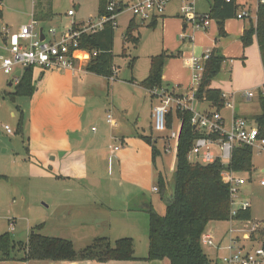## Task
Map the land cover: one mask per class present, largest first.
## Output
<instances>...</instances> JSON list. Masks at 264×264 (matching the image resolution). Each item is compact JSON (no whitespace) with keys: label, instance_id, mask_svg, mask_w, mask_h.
Segmentation results:
<instances>
[{"label":"rangeland","instance_id":"374dc122","mask_svg":"<svg viewBox=\"0 0 264 264\" xmlns=\"http://www.w3.org/2000/svg\"><path fill=\"white\" fill-rule=\"evenodd\" d=\"M237 1L239 3L246 1L247 7L251 5L254 10L255 0ZM49 2L54 16L40 23V27L46 33L48 29L54 28L59 35L69 27L71 21L81 22L94 17L101 1L49 0ZM208 2L211 4V0ZM193 3L195 8L201 11L207 7L206 2L202 0H193ZM183 4L181 0H173L163 11L162 17H165H160L153 28L140 26L137 32H134V36L139 37L137 46L131 42H124L123 36L130 15L120 16L114 31L112 48L115 71L113 77L107 79L85 73L74 75L76 88L82 90L87 101L83 117L81 119L78 117V123H81L80 127L83 129L84 142L91 138H101V147L106 154V160H100L99 167L93 155L90 156L92 152H88L90 158L87 171L90 178L98 179L95 182L88 180L87 183H75L63 180L49 185L35 178L34 174L27 173L30 167L25 168V166L31 141L27 127L31 129L32 138L41 128H45L47 132L52 133L51 138L56 139L55 133L67 126V120L73 113V109L71 102L64 98L57 99L59 92H55L54 109L50 108L49 103L40 101L35 110L30 113L40 75L37 74L33 80L35 91L31 97L17 98L12 101L8 94L14 91L13 78L0 71V235L8 233L14 242L24 243L29 231L42 225L37 231L39 234L71 239L74 241L75 249L85 247V243H89L87 241L94 237H106L111 244L119 239L131 238L136 254H142L147 250V237L141 231L140 222L137 220L138 213L127 211L121 215L117 210L122 206L127 195L131 196L139 192L149 198L156 214L160 216L165 214L167 204L162 198L158 180L161 175L165 191L172 190L176 143L171 141L170 152H164L163 142L159 138L162 135L169 136L171 130L167 129L163 134L153 130L151 110L152 105H157L158 102L140 86V82L148 75L150 59L164 53L166 58L162 70L161 87L174 89L176 92L179 89L184 93L189 92L192 88L191 57H200L206 49L213 47L221 49L225 41L217 34L218 27L215 21H211L207 30L196 31L194 34L190 26L183 29V18L180 13V7ZM76 6L80 8L76 16L67 17V11L76 9ZM32 10V0H1L0 31L3 26L11 32H16L19 27L29 25ZM239 11H241L240 8ZM250 17L243 19H250ZM254 20H252L253 23ZM242 23L249 26L248 20L242 22L236 18L224 22V31L231 39L228 45L235 40V36L239 37ZM214 40H216L215 45ZM235 41L238 44L237 40ZM239 48L238 52H235L234 46L229 49L230 53H236L235 56H231L236 59L235 61H240L241 58L237 56L242 52L241 47ZM36 69L39 68H33V71ZM215 78L212 82L215 80L214 82L227 83L228 72L222 71ZM177 82H179L178 85ZM8 83H11V86ZM252 88L248 78L240 87L243 92ZM248 102H241L237 106L236 115L250 119L261 113L258 97L257 101ZM221 113L226 122H229L232 111L224 108ZM107 115H111L117 124L115 127L107 124ZM21 116L24 126L23 135L16 133ZM4 125L10 128L11 135L6 134L2 127ZM178 128L179 121L175 119L174 129ZM145 137H150L151 143L153 140L157 141L153 146L157 148L159 155L155 157L154 162L152 161L153 143H148ZM114 148L117 150L114 151ZM110 150L115 156V159H111V166L108 164L107 157ZM252 152L254 169L251 174H239L246 183L239 188L236 197L239 201L249 203L251 218L248 221L209 223L205 232L215 238H217L214 234L215 230L219 234L226 231L228 236L230 228H233L236 233L234 228L244 230L253 224H258L261 229L264 226V186H260V182L264 181V152ZM33 165L31 169L37 171L39 167H36L34 163ZM52 167L56 168L54 165ZM116 169L120 173L119 176ZM82 172L83 169L79 168L68 171L69 174L77 176L82 175ZM153 187L157 189V193L151 191ZM236 201L232 209L237 208ZM128 205L131 207L133 203L128 201ZM11 220L15 224L13 223V231L9 232L8 221ZM57 223L61 226L59 227ZM61 229L63 230L60 231ZM260 229L252 234L253 242L264 240V231ZM203 251L207 255L211 252L207 248H203ZM77 262L86 263L85 261Z\"/></svg>","mask_w":264,"mask_h":264},{"label":"trees","instance_id":"16d2710c","mask_svg":"<svg viewBox=\"0 0 264 264\" xmlns=\"http://www.w3.org/2000/svg\"><path fill=\"white\" fill-rule=\"evenodd\" d=\"M1 1V0H0ZM99 9L102 10L105 0H100ZM235 0H213L209 17L218 27V35L225 36L224 22L235 19L239 11ZM49 0H37L34 9V19L43 23L53 17ZM140 26L133 21L129 23L123 40L137 46L139 37L134 36ZM154 24L150 28H153ZM114 29L111 24H105L103 29L94 35H83L79 38V47L91 54L84 72L103 78L114 75L113 41ZM256 40L264 70V5H258L255 24H249L244 29L240 41L246 48ZM166 55L161 53L150 59L147 77L140 82L146 91L161 86L162 70ZM224 59L211 52L210 58L204 64L202 80L195 92L199 105L206 103L210 109L220 112L224 108V98L219 90L210 87L212 80L220 73ZM33 68L24 71L19 81L14 85V91L8 96L12 101L17 98H29L35 91L32 77ZM261 113L252 119L264 137V96L258 97ZM205 104V105H206ZM208 108V109H209ZM203 109V108H202ZM191 113L176 112L167 116V129H171L174 119L180 120V131L176 145V164L173 169V188L170 201L166 205L165 214L160 216L153 209L148 213V250L145 261H159L167 259L169 264H217L204 253L201 237L211 222H227L230 220L232 203L229 185L224 183L221 173L224 169L243 174L253 171L252 150L245 146L234 148L229 166L226 168L218 161L209 165L192 164L188 161L193 142L199 134L193 131L190 120ZM22 116L17 124L16 133L22 134ZM146 141L152 144V161L159 155L155 148L157 141L151 143L150 137ZM161 193L165 186L160 175L158 180ZM250 210H238L234 220L248 221ZM42 225L31 230L26 243L14 242L8 233L0 235V262H47L61 264L77 261H108L134 260V246L131 238H123L113 244L107 238H96L87 247L77 251L73 243L67 239L47 237L39 234ZM264 238V233H263ZM253 241V239L251 240ZM259 244L253 243V246ZM264 247V240L261 241Z\"/></svg>","mask_w":264,"mask_h":264},{"label":"built area","instance_id":"2783aa9c","mask_svg":"<svg viewBox=\"0 0 264 264\" xmlns=\"http://www.w3.org/2000/svg\"><path fill=\"white\" fill-rule=\"evenodd\" d=\"M173 0H105L102 10L98 8L94 17L86 21H71L69 27L59 35L54 28L48 29L47 33L40 27V23L34 19V9L37 0H32V19L29 25L19 27L16 32H11L6 26L0 31V71L4 75L12 76V83L16 85L24 72L25 67L39 68L42 71L48 70H72L83 72L84 67L89 63L91 54L79 47V38L83 35H94L101 31L105 24H111L115 30L118 26V18L129 14L130 20L139 26H151L163 15L166 5ZM184 3L180 7L181 17L187 26L191 27L192 33L208 29L211 19L208 14H199L195 10L193 0H181ZM229 2L230 0H226ZM1 2V1H0ZM258 5H264V0H258ZM80 10L69 9L66 16L74 18ZM250 17L249 12L237 14V19ZM93 18V19H91ZM42 30V31H40ZM41 34L43 39H41ZM184 37L183 35L181 36ZM211 52L207 51L200 57L191 58L192 88L186 93H177L174 89L154 87L148 90L151 98L157 100V105L152 109L153 130L163 134L167 130V116L170 113L189 112L193 131L199 137L193 142L188 153V161L192 164L209 165L218 161L222 166L228 167L234 148L245 146L257 153L264 152V137L253 119H246L232 114L229 122L221 116L220 112L212 109H200L195 98V92L202 80L204 64L210 58ZM21 71L20 77L16 72ZM112 78V77H111ZM225 100V95H221ZM259 96H264V82L256 89L242 92V97L249 101ZM224 108L233 110L231 103L224 102ZM176 119V118H175ZM174 119V120H175ZM177 120V119H176ZM179 128L174 129V121L169 136L162 135L165 153H169V143L174 141L177 145ZM106 122L110 127L117 124L111 115L106 116ZM7 135L12 131L7 125L2 126ZM117 148H114L116 151ZM193 158V161H192ZM224 183L229 185V192L232 207L239 193V188L246 183V180L239 176V173L230 169H224L221 173ZM264 186V181L260 182ZM157 191L156 188H153ZM237 208L231 209L230 220L233 221L238 210L249 209V203L236 201ZM239 221V220H235ZM12 220L8 221V231H13ZM260 229L258 224H253L241 231L243 240L235 236L233 229L228 230L226 240H218L209 233L204 232L201 237L203 248L210 249L208 255L210 260L217 264H264V247L261 242L256 246L249 245L251 236ZM264 231V226L261 227ZM241 236V237H242ZM61 264H86L78 262H67Z\"/></svg>","mask_w":264,"mask_h":264},{"label":"crops","instance_id":"0c3cea01","mask_svg":"<svg viewBox=\"0 0 264 264\" xmlns=\"http://www.w3.org/2000/svg\"><path fill=\"white\" fill-rule=\"evenodd\" d=\"M202 1L204 3L206 2L205 4V6H207L206 9L201 11L195 8L196 12L199 14H209L213 0H211V4L208 2V0H202ZM235 1L240 6L241 11L249 12L251 15L250 19H237V18L236 19L242 22H244V20H248L249 24L254 25L256 22V11H257V1L258 0H255L254 10L251 8V5L250 7H247L246 1L243 3H239L237 0ZM241 11H239L238 14ZM253 19H255L254 23L252 22ZM156 22H154V25L156 24ZM246 26L247 25H244V23H242L241 29L238 33L239 37L238 36L234 37L235 40H237L238 44H236V41L234 40L231 44L228 45V43L231 42L230 41L231 39L228 37V33L225 31V36H223V39H225L223 47L221 49L213 47L212 49H206L205 51V52L207 51L214 52L224 59V62L222 64V69L220 72L222 71L228 72V82L227 83L223 81L214 82L216 80L215 78V80L211 83L210 87L212 89L219 90L223 95H225V101L232 104L233 110L231 111H232V114H235V115H236L237 106L241 102L242 103L248 102L242 97L243 91H241L240 89L243 81L246 78H248L249 85L253 87L252 89H256L258 86H260L264 82V70H263L259 48H258L256 40L253 39L252 45L246 48H243L240 42V37L244 29H246ZM186 28H188V26L183 21V29H186ZM213 44L214 45L216 44V40L213 41ZM230 45L234 46V49L236 50L235 52H238L240 49L239 47H241L242 49L241 55H237L241 57L239 59L240 61H235L236 59L231 57L232 55L235 56L234 54L236 53H233V54L230 53L229 49L230 47H232ZM204 53H201V55ZM75 73L89 74L84 71L78 72V71H72V70H63V71L62 70H48V71L43 72L42 70L36 69L32 71L33 80L35 79V76L37 74L40 75V77L37 83L39 88L37 87V91L34 93V96L32 99L33 104H31L30 110H29L30 113L31 111L35 110V108L39 105L40 101L49 103L50 108L54 109L56 106V102L54 101L55 98L53 96L55 92H59L57 99L59 100H62L63 98L67 99L69 102H71V107L73 109V113L70 114L69 119L67 120V126L63 127L60 130V132L55 133L56 139L51 138L52 133L47 132L45 128H41L40 131L35 133L34 138H32L31 129L29 130L28 129L29 127H27V132L29 133L31 141L29 142L30 151L27 152V160H26L27 163H26L25 168H28L29 166L30 169H29V172L27 173L34 174L35 178H37L38 180H41L43 183L46 182L49 185L54 184L55 181H63V180L73 181L75 183H79V182L87 183L89 182L88 180H90L91 182H95L98 179L96 177L90 178L89 172L87 171L89 158L91 155H93L94 159L99 164V167H100V160L102 161L106 160V154H104V149L101 147V142H102L101 138H91V139H88L86 143L84 142L83 129L82 127H80L81 123L80 122L78 123V117L79 119L83 117L87 101H86V97L83 94L82 90L76 88V84L74 82ZM178 83L179 82H177V85ZM8 85L11 86V83H8ZM177 93H184V91L179 89ZM253 100L257 101V98L249 100L248 103L252 102ZM205 104L206 103L199 105V108L200 109L209 108V106ZM154 106L152 105V109ZM221 112L222 110L220 111V114L223 118H225ZM13 115L14 114H12V116ZM151 115H152V110H151ZM60 118H63V117H60ZM75 125H77V128H75ZM23 132L24 130L22 131L21 135L24 134ZM88 152H92L89 157H88ZM107 157H108V164L111 163V159L113 158L115 159V156L112 150H110ZM33 163L36 164L35 166L39 167L40 169L38 168L37 171L32 170L31 167L34 166ZM52 165H54L56 168H53ZM77 168L83 169L82 175L77 176V175L68 173V171L71 172L72 170H75ZM116 173L119 176L120 173L117 171V169H116ZM121 186H122V183H121ZM153 188L151 191L153 193H157L158 191H154ZM161 195L163 199L169 202L170 196H171V190L169 191L166 190L164 194L162 193ZM124 200H125L124 203H122V206L117 211L120 212L121 215H124L125 212L127 211H134L138 213L137 220L140 222L141 231L147 237V228H148L147 211L150 208L153 209L152 204L149 201V198L137 192L136 194H133L131 196L127 195ZM128 201L132 202L133 206L129 207ZM57 224H59L58 225L59 227L61 226L60 223H57ZM230 229H233V228H230ZM234 229L236 230L235 236H237L239 240L241 239L243 240L244 238L241 233L242 230L236 229V228ZM62 230L63 229H61L60 231ZM30 232L31 231H29L28 236ZM214 234L216 235L218 240H226V234H227L226 231L219 234L215 230ZM28 236H27V240H28ZM60 238L62 239L63 237H60ZM96 238H106V237H94L93 239L87 241L89 243H85L86 245L84 246L87 247ZM27 240L24 243H26ZM69 240L72 243L74 242L71 239ZM147 242H148V237H147ZM244 242H246L247 246L255 243L253 241L249 243L247 242V240ZM258 243H260V241H258ZM85 247L81 249H76V250L79 251V250L84 249ZM147 250H148V243H147ZM147 250L142 254L141 253L136 254L134 252V260L132 261H108L104 263L88 261L86 263L88 264H169L167 259H163L159 261H145L144 259L146 258ZM0 264H50V263L35 262V261H28V262L12 261V262H0Z\"/></svg>","mask_w":264,"mask_h":264},{"label":"water","instance_id":"95a60500","mask_svg":"<svg viewBox=\"0 0 264 264\" xmlns=\"http://www.w3.org/2000/svg\"><path fill=\"white\" fill-rule=\"evenodd\" d=\"M40 31H42V30H40ZM41 39H43V35L41 34ZM30 68L29 67H25L23 70L24 71H27V70H29ZM20 75H21V71H17L16 72V76L17 77H20ZM164 200V202H165V204H168V201H166L165 199H163Z\"/></svg>","mask_w":264,"mask_h":264}]
</instances>
